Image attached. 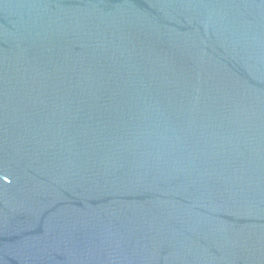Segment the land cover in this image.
<instances>
[{
	"label": "water",
	"instance_id": "1",
	"mask_svg": "<svg viewBox=\"0 0 264 264\" xmlns=\"http://www.w3.org/2000/svg\"><path fill=\"white\" fill-rule=\"evenodd\" d=\"M0 264H264V0H0Z\"/></svg>",
	"mask_w": 264,
	"mask_h": 264
}]
</instances>
